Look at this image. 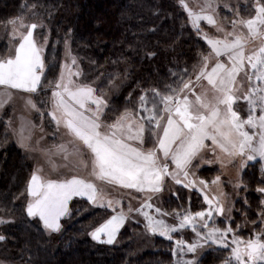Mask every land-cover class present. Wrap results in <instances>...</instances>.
<instances>
[{"label": "snow or ice", "instance_id": "obj_1", "mask_svg": "<svg viewBox=\"0 0 264 264\" xmlns=\"http://www.w3.org/2000/svg\"><path fill=\"white\" fill-rule=\"evenodd\" d=\"M254 7V16L232 21L234 30L238 25L246 27L247 36L229 32L221 39L203 33L211 52L202 54L201 62L193 66L191 73L186 68L182 70V77H187L181 78L182 86L169 85L166 91L144 88L137 98L126 100L132 108L125 106L123 112L114 117L108 113L119 110L110 106L103 87L73 81V75H81L80 71L72 70L77 63L75 56L71 65L61 66L60 78L54 84L45 83L44 45L33 37V29L38 27L36 23L19 33L21 39L14 54L0 58V86L9 96L10 90L29 94V109L36 110L41 118L47 113L57 128L63 125L75 138L76 154L90 155L93 175L109 184L144 194L146 199L140 207L133 209L129 205L128 212L142 213L145 228L150 233L174 241L171 254L177 258L175 264H203L214 246L230 249L221 264H264V0H255ZM188 16L198 36L202 34L201 19L208 24L215 23L211 15L201 17L190 8ZM8 23L16 34L17 26H23V17ZM71 32L69 28L66 36ZM232 35L235 39H228ZM249 38L259 39L260 43L246 55L244 45ZM43 39L47 44L48 37ZM65 49L70 55L68 39ZM148 55L155 56V53ZM213 56L214 62L210 64ZM221 57H226L227 62ZM193 74L196 83L207 80V85L190 100L188 93L195 88ZM118 87L112 84L113 89ZM132 95L128 93L129 98ZM238 101L247 103L246 116L235 107ZM17 142L27 157L33 150L28 138L21 134ZM6 144L7 140L0 143V147ZM256 162H259L260 173L254 189L258 194L256 214L250 221L253 234L245 238L238 234L242 225L235 222L233 213L243 216L245 225L249 222L252 207L249 185L242 174ZM79 163L87 166L84 160ZM216 164L221 170L227 165L236 168L234 181L227 183L232 184V196L242 201V208L237 209L236 200L225 193L221 174L211 181L198 175L203 167ZM169 181L187 189L189 201L193 191L199 192L207 207L198 211L184 208L167 212L156 206L153 196L161 193ZM209 183L215 186L214 197L209 195ZM22 195L27 218L49 233L61 232L62 218L72 214L70 202L84 199L93 207L104 206V195L97 185L75 174L70 178L44 179L34 170ZM173 195L178 196V193ZM117 204L118 200L107 201L106 207L114 214L91 230L92 240L108 245L117 242L127 218L123 209L116 211ZM152 208L161 217L173 215L178 222L168 223L157 218L148 211ZM217 217L221 218L223 227L217 224ZM185 228H191L195 234L191 242L173 235ZM3 240L5 236L0 235V241Z\"/></svg>", "mask_w": 264, "mask_h": 264}, {"label": "trees", "instance_id": "obj_2", "mask_svg": "<svg viewBox=\"0 0 264 264\" xmlns=\"http://www.w3.org/2000/svg\"><path fill=\"white\" fill-rule=\"evenodd\" d=\"M179 1L0 0V28L35 9L51 32V45L45 56L48 65L45 83L54 84L58 79L62 48L65 40L70 39L87 83L96 86L100 81L98 84L108 92L113 83L127 81L110 104L119 110L108 113L114 117L125 106L132 108L126 100L137 98L144 88L166 91L169 85L182 86L181 78L187 79L182 77V70L186 68L191 73L202 54L209 53L204 37L196 34ZM69 28L72 32L66 36ZM55 43L57 51L53 55L51 49ZM5 51L6 44H0V56ZM153 52L155 56L148 55ZM129 92L133 94L131 98ZM5 124L0 123V143L7 140L0 147V219L7 222L0 226V235L5 236L0 241V260L17 264L174 263L173 244L164 241H157L154 251L136 256V242L127 229L120 234L122 246L92 240L91 230L113 212L94 208L84 199L70 202L72 214L62 218L60 233H49L32 223L26 216L22 193L34 167L24 151L10 143ZM208 171L204 169L199 175L205 178ZM248 176L255 178L253 172ZM250 199L256 200L253 196ZM200 201L195 191L191 206L198 205L196 211L201 210ZM187 202V192L178 190V197L172 195L164 204L168 209H177ZM211 262V257L206 256L203 264Z\"/></svg>", "mask_w": 264, "mask_h": 264}, {"label": "rangeland", "instance_id": "obj_3", "mask_svg": "<svg viewBox=\"0 0 264 264\" xmlns=\"http://www.w3.org/2000/svg\"><path fill=\"white\" fill-rule=\"evenodd\" d=\"M178 3L180 7H182L187 13L188 9L190 8L195 14L201 17L205 15H211L213 17V19L215 20L214 24H208L207 21L204 19H201L199 21L200 27L202 29L201 35L203 36V33H207V35L212 38L219 37L223 39L226 33L229 32H235V34H242L244 36H247V28L242 25H238L237 28L234 30L232 26V21L241 18L248 19L251 16L255 15V0H183V3H181L180 0ZM209 5H211V7H209ZM237 11L239 13L238 15L236 14ZM22 17L23 26H17L18 32L16 34L13 33V27L11 24L8 23L5 26H1L0 44H6V51L4 55L0 56V58H5L8 55L14 54L15 48L18 46L21 39L19 33L26 32L27 27L32 23H36L38 25L36 29H33V37L38 44L44 45V57L46 56L48 49H50V29L47 25H45L44 22H42V19L37 15L36 10L31 9ZM44 36L48 37L47 44H44ZM228 39H235V35L229 36ZM68 41L70 44L71 54L69 55L66 53L64 43L62 48V57L59 64V72H57V74H59L58 79L60 78L61 66L64 64L71 65L72 57L75 56L77 59V63L76 65L72 66V70L73 72L80 71L81 75H73L72 79L76 83H87V78L85 73H83L84 70L81 61H79V58L74 54L73 49H71L72 41L70 39H68ZM259 43V39L249 38L248 43L244 45L245 54L247 55L251 51L255 50V48L259 46ZM52 47L53 48L51 49V53L54 55L57 51V49H55L57 47L56 43L55 46L53 45ZM209 52H211L210 46ZM221 59H224L225 62H227L226 57H221ZM213 62L214 56L213 60H210L209 63L211 64ZM47 71L48 65L46 67V73ZM241 75H243V73ZM126 82L127 81L125 80H120L116 83H113L118 84V88L113 89L111 85L110 90L108 92L104 90L106 93V98L109 99L110 104L112 103V100L116 97V95L120 93ZM193 82L196 87L198 83L195 82V75L193 78ZM98 83H100V81L95 83L96 86L99 85ZM10 91L11 96H9L3 90V86H0V104L3 105V107L0 108V123H6L5 125H7V133L10 143L17 145L19 148L20 146L17 142L18 136L22 134L23 136L28 138V142L33 150L29 152L27 157L32 163L34 170L37 171V174L44 179L64 178L65 176L70 178L72 174H75L83 178L93 179L92 181L94 182V177L96 176L92 174V164L90 155L84 156L76 154L77 145L74 143L75 139L68 132V130L63 125L57 128L54 121H51V118L49 120L47 113L43 118H41L36 112V110L29 109V107L27 106L29 94L23 93L20 90ZM32 99H36V97H32ZM235 107H237L241 111L242 116L247 115L248 106L245 101H238ZM61 146H63V150L61 149ZM22 150L25 153V150ZM80 160L86 161L87 166L80 164ZM204 169L209 170L208 174L204 178L209 181H211L217 174L222 175V181H225V193H227L229 197H232L236 200L235 206L237 209L242 208V201L232 196V184L227 183L228 180L234 181L236 177V168L232 165H227L224 170H221L219 164H216L212 166H205L202 168V170ZM202 170H200L199 173ZM251 172H253L255 176L254 179H251V176H248ZM259 176V162H256L254 165L247 168L242 174V178L249 185V203L252 206L251 210L248 213L249 222L245 225L243 216H241L237 212L233 213V218L235 222L242 225V228L238 230V234L245 238H248L253 234V225L250 221L252 219H255L258 194L254 191V189L258 183ZM97 187L99 192L104 195V206H97L96 208L108 209L106 207L108 200H118L119 204L115 205L116 211H120L121 209H123L124 212L127 213L125 225L123 226L121 231H123V229H127L132 234L133 240L134 242H136V256H140L146 252L149 253L151 251H154L156 249L157 241L172 243L174 246V241H169L166 238H162L158 234H152L145 228L146 221L144 220L142 213H137L135 211L130 213L128 212L129 205H131L133 209L140 207V204L143 202L144 199H146L144 194L134 193L123 188L106 187L104 185H101V183L98 184ZM214 188L215 186L209 183L208 191L209 195L212 197L216 195V193L213 191ZM178 190L186 191L187 195L189 196V192L187 189H184L182 186L175 185L174 182L169 181L165 184V187L161 193L153 196L152 202L156 206L162 207L165 211L171 212L173 209L166 208V205L164 203H166V199L172 196L173 193H178ZM194 193L195 191L191 193V196ZM196 193H198L201 197V209L207 207V204L204 202L202 195L199 192ZM241 194H243V192H241ZM157 196H159V200H157ZM174 196L176 197L177 195ZM250 196L255 197V202L250 201ZM191 202L192 199L191 201H189L188 199L186 205H183L182 207H179L176 210L182 211L184 208H188L192 211H196L198 205H196V207L194 208L193 206H191ZM148 211L151 214L155 215L157 218L165 219L168 223L178 222L173 215H166L161 217L155 212V208L148 209ZM215 219L217 224H220L221 218L217 217ZM5 222H7V220L1 218L0 226L5 224ZM209 223L211 224L212 222L209 221ZM220 226L223 227L224 225L220 224ZM233 227H235V224L233 225ZM120 234L121 232L117 236V242L113 245L115 247L122 246V239L120 237ZM173 235L176 239L183 238L185 240H188L189 242H191L195 237V234L192 232L191 228L178 230L177 232L173 233ZM229 251L230 249H222L218 248L217 246H214L213 251L208 252L206 256L211 257L212 264H221V261L228 257ZM191 255L192 254H189V257H191ZM176 259L177 258L174 256L173 264H175ZM0 264L17 263H13L6 260H0Z\"/></svg>", "mask_w": 264, "mask_h": 264}, {"label": "crops", "instance_id": "obj_4", "mask_svg": "<svg viewBox=\"0 0 264 264\" xmlns=\"http://www.w3.org/2000/svg\"><path fill=\"white\" fill-rule=\"evenodd\" d=\"M238 79H239V78H238ZM205 85H207V80H202V81H200V82L198 83V85L194 88V91L191 92V93H188L189 99H190V100H194V99H195V96L198 95V94L200 93L202 86H205ZM70 134H71V133H70ZM73 138H74V137H73ZM74 139H75V138H74ZM91 164H92V162H91ZM91 180H93V179H91ZM92 182H93V181H92ZM94 182H95L97 185L101 183V185H104V186H106V187L123 188V187L120 186V185H112V184H109L107 181H102V180H100L98 177H94ZM94 182H93V183H94ZM123 189H125V188H123ZM127 190H129V189H127ZM129 191H132V192H134V193H138V192H136V190H129ZM138 194H143V193H138Z\"/></svg>", "mask_w": 264, "mask_h": 264}]
</instances>
